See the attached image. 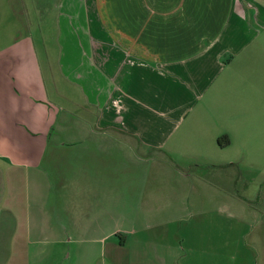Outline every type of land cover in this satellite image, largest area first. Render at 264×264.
Wrapping results in <instances>:
<instances>
[{"label": "crops", "instance_id": "0c3cea01", "mask_svg": "<svg viewBox=\"0 0 264 264\" xmlns=\"http://www.w3.org/2000/svg\"><path fill=\"white\" fill-rule=\"evenodd\" d=\"M92 5L49 4L58 17L44 44L57 56L45 69L32 37L0 46V264H251L183 249L194 236L168 226L199 170L220 189L216 152L251 129L264 0ZM31 7L33 19L45 9ZM130 193L131 229L103 226L109 203L118 214ZM171 207V219L158 215ZM254 241L264 264V235Z\"/></svg>", "mask_w": 264, "mask_h": 264}, {"label": "rangeland", "instance_id": "374dc122", "mask_svg": "<svg viewBox=\"0 0 264 264\" xmlns=\"http://www.w3.org/2000/svg\"><path fill=\"white\" fill-rule=\"evenodd\" d=\"M61 1H66V4L79 2V0H0V46L14 40L18 34L20 37L29 36L33 39V46L42 67L45 69L46 64H49L45 62L46 60L54 64L57 45L51 38L50 41L47 40L49 44L45 45L44 38L52 32L53 19L58 17L57 9H49L48 6L50 4L52 7ZM93 1L88 0L90 9L93 7ZM33 5L45 6L39 18L36 16L33 19V7H31ZM69 5L68 8L71 7ZM40 19L45 21L43 25L41 24L42 26ZM45 48L48 50V58H46ZM49 66L54 67V65ZM258 90V111L251 117V129L243 131L247 133V138H242V135L232 145L216 152L217 158L221 159L218 163L223 164L221 166L223 169L217 174L218 179H215L220 189L208 188L203 184L204 181H212L211 176L214 174L207 170H199L197 176L191 177L189 208L181 210V221L178 220L168 226L170 233H177L180 236L191 234L196 239L186 238L181 242L179 238L183 249H189L192 245L197 249L198 254L218 252V255H221L218 259L219 263L229 261L232 263L234 260L238 262L242 255H249L251 264H257L258 245H254L253 242L255 238L264 235L263 79L259 83ZM226 172H229L232 178L229 179ZM132 197L133 193H130L122 208L119 207L118 214H116L114 203H109L110 211L108 209V212H113V216L109 217L106 213V221L102 225L113 230H124L126 229L124 227L131 229L134 215L140 213L134 206ZM30 206L32 209L35 207L33 203H30ZM175 211L176 209L171 207L158 215L171 219L176 215ZM112 240L119 243L120 237H112ZM253 249H256V252ZM118 253L123 257L128 256L126 252L118 251ZM110 254L106 253L107 256Z\"/></svg>", "mask_w": 264, "mask_h": 264}]
</instances>
